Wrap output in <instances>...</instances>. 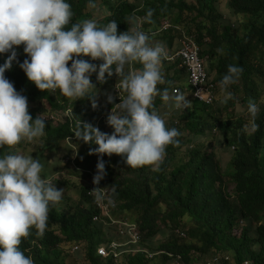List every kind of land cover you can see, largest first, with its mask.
I'll return each mask as SVG.
<instances>
[{
    "label": "trees",
    "instance_id": "obj_1",
    "mask_svg": "<svg viewBox=\"0 0 264 264\" xmlns=\"http://www.w3.org/2000/svg\"><path fill=\"white\" fill-rule=\"evenodd\" d=\"M11 1L12 11L3 7L4 4L0 6V36L3 34L0 102L13 112L5 127L0 124V264H62L59 256H73L72 246L82 242L86 244L84 264H165L168 260L165 254L148 259L146 253L141 252L123 253L118 260L101 258L95 252L101 239L89 226L91 212L78 204L73 211L62 210L49 202L41 187L32 185L30 189L22 186V179L18 180L20 186L3 177L5 160L13 155V148L23 145L22 136L30 132L42 135L43 146L50 149L76 136L78 157L74 165L80 169L91 168V165L100 167L102 182L113 190L118 208L130 210L138 217L140 229L146 232L147 238L157 233L158 220L168 231L178 230L184 234L180 237L170 233L157 247L146 246L149 252L157 249L173 257L179 256L183 264H194L207 255L228 257V261L222 260L219 264H264L263 110L249 131L242 128L240 120L233 125L211 117L217 126L208 125L205 121H196L192 107L197 104L202 112L209 107L187 97V110L182 112L184 109L179 106L170 122L169 129L174 133L172 144L178 141L184 144L191 136L203 135L206 128L215 127L224 147L233 148L232 171L230 174L219 171L211 154L198 157L195 150L191 151L189 162L173 165L175 158L169 151L154 168L153 160L136 161L130 150L112 146L111 135L103 132L102 125L95 135L91 130L92 120L97 112L104 116L105 112L94 108L92 91L84 96L83 92L77 94L75 90L79 83L86 90V75L93 77L96 69L108 65L109 69L117 70L121 58L133 46H141L154 38L153 31L174 9L177 17L171 22L173 27L156 39L171 49L183 34L194 38L201 49L200 57L205 58L209 79L227 94L224 100H219L223 109L232 108L237 102L243 109L257 104L264 108V0H224L234 15L242 16L245 25L241 31L220 20L216 8L219 0H195L191 5L183 0H141L139 6L127 0ZM95 3L108 15L85 27L79 21ZM37 4L45 11L41 17L34 16ZM183 11L195 14L188 21L190 27H180ZM135 13L144 18L139 32L129 31V17ZM25 30L26 36L23 35ZM63 55L70 59L71 69L68 76H64L59 68L57 80L50 75V58ZM136 64L138 86L146 81L145 90L140 93L137 86L135 90L122 89V94L125 105L134 102V98L142 101L139 104L145 120L151 110L159 114L173 87L183 93L185 73L175 62ZM124 67L123 77L108 80L114 83L127 80L126 61ZM158 68L172 71L173 75L164 76L162 82L156 80L160 73ZM52 83L56 87L53 93L49 90ZM88 99L92 100L91 108L88 105L84 110ZM21 102L28 105L22 106ZM115 102L112 98L107 108ZM56 111L68 114L64 123L55 126L52 116ZM175 115H178L177 121ZM130 121H124L123 127L132 137ZM142 125L138 123L139 127ZM139 142L136 137L131 143L133 148L138 147ZM223 176L233 185L227 195L224 190H218L224 186ZM86 178L91 177L85 174L82 179ZM73 184L82 189L77 183ZM163 206L161 212L159 209ZM233 232H238V236Z\"/></svg>",
    "mask_w": 264,
    "mask_h": 264
},
{
    "label": "rangeland",
    "instance_id": "obj_2",
    "mask_svg": "<svg viewBox=\"0 0 264 264\" xmlns=\"http://www.w3.org/2000/svg\"><path fill=\"white\" fill-rule=\"evenodd\" d=\"M127 1L135 6H139L141 4V0ZM173 1L176 2L177 0ZM183 2L187 5L195 4V0H183ZM2 4H4L3 7L9 10L13 6L11 0H0V6ZM216 8L217 13L221 16L220 20L224 22V24H229L233 29H238L240 31L242 30L245 25L244 20H242V16L234 15L227 8V4L224 0H219L216 3ZM170 13L171 15L169 16V20L171 23L172 20L177 17V14L176 10L174 9L171 10ZM44 14V9H40V4H37L34 9V16L41 17ZM107 15L108 12L105 11L100 4L95 3L92 7H90V10L88 11L87 15L84 17L80 24L90 25L97 20L107 17ZM194 15V13H188L187 11H183L180 16V27H190L188 21ZM133 20L134 22L136 21V19ZM175 26H177V24H175ZM26 34L27 32L25 31L24 35L26 36ZM2 39L3 34L0 36V41ZM153 40L156 42L157 39ZM178 40L179 38L175 40L176 44ZM149 43L154 44L153 41ZM124 61H126L125 55L121 58V65L118 66L117 70H111L108 68V65H105L103 69L94 70L93 77L91 75H86V77L88 78V83L85 87L86 90H84L83 85L81 87V84H78L77 91H81L80 93L83 92L84 96H87L89 91H92L94 108L100 111L105 110L107 112V105L111 101V98L114 97V85L116 84L108 79L111 78V80H116L117 78H121L124 76ZM62 64L63 62L61 63V65ZM58 69V66L50 69V74L52 77H58ZM158 70L160 71V73L155 78L156 80H160L161 82L164 80V76L173 75L172 71H166L165 68H158ZM145 84L146 81L142 82L138 86L140 93L144 92ZM218 93L219 94L217 95L216 102L208 109H204V112H202L201 108L199 109L197 104L194 106V108L192 107L195 112L196 121H205V123L208 125H216V122L212 123L211 117H217V119H221L224 122L229 121L233 125H237L236 123H234V121L237 122L238 120H240L242 122V128L249 131L248 129L251 127V125L255 124L254 121L260 118L261 111H264V108L259 106V104L252 106L251 109H243V105L239 104L238 102L232 108L229 107L227 109H223L219 100H224L227 97V94L224 93V91L220 87H218ZM168 99H170L169 104L164 107L167 109H162L163 113L161 114V117H163L164 121L166 122L167 119H172V117L174 116L173 113L177 110L179 105L184 109L186 108L185 110H187V106H182V104L184 103L182 102L180 96L169 95ZM91 101V99H88L84 104L86 106L89 105V107L91 108ZM133 101L134 102H131L129 105H127V111L125 113H129V115L131 116L138 113L142 115V107L139 104L142 103V101L137 98H134ZM20 105L27 106L28 104L21 102ZM185 110L182 112H185ZM11 115H13L12 110L5 103L0 102V124L3 127H5V123L9 120ZM141 115H138L136 117H139ZM177 118L178 115H175L174 119L176 121ZM54 119L55 121L64 120L65 114L61 113L60 111L56 112V114L54 115ZM167 129L169 133L166 135V137H163V141L161 142L159 148H161V151H163L164 153H168L169 151L172 152V155L175 158L172 161V165L176 163L183 164L189 162L191 151L195 150L198 154V157H201L205 154H211L212 160L214 159L213 161L215 165H217L219 171L229 174L231 173V159L233 156V150L230 148L226 149L224 147L219 131L215 127H213L212 129L206 128V130H204L203 135L191 136L189 141H186L184 144L182 143V141H178L175 145L171 142L174 133L172 132V130L169 129L168 124L166 130ZM22 137L23 145L20 148H13V155L5 160L3 177L10 179L12 182H17L18 184V180L22 179V186H28L30 189H32V185L33 187H41L45 195L48 197L49 202H54L56 207L60 209L62 208V210L67 209L69 211H73L79 199L78 197L74 196L75 191H77L78 189L75 184H71L69 182L68 178L73 175L75 177V180L77 181L79 173H75L70 170L67 166H63V163H65V161L67 160L66 156H68V158L74 156V148L71 146V148L69 149L67 143L63 144V142H61L56 149H50L48 147L45 148L43 146L44 139L42 138V135H37L31 132ZM70 144L72 145V143ZM80 147L81 146L79 144V148ZM83 150L84 148L82 149V151ZM58 171L61 172L56 174V177L59 181H56V183L50 187H45L44 184H46L49 177ZM222 179L224 183L223 190L227 195L229 192H231L233 185L228 181V177L223 176ZM84 182L85 181H83L82 183ZM47 191H49L48 194ZM160 211H164V206ZM156 229L157 231H159L158 234L151 238V240L147 242V245L150 244L154 247H157L159 244L164 243L167 240V237H169L167 226L160 223L157 225ZM100 233L101 232L97 230V234ZM233 234H236L238 236V232H233ZM207 256L203 257L200 261L196 262L195 264H199L209 258ZM59 260L62 264H75V261L77 264H84L81 261H77L76 256H70L67 258H62L59 256Z\"/></svg>",
    "mask_w": 264,
    "mask_h": 264
},
{
    "label": "clouds",
    "instance_id": "obj_3",
    "mask_svg": "<svg viewBox=\"0 0 264 264\" xmlns=\"http://www.w3.org/2000/svg\"><path fill=\"white\" fill-rule=\"evenodd\" d=\"M50 10L52 12H56L55 9H50ZM58 13L60 15H62L61 10H58ZM53 14H55V13H53ZM164 18L165 19H162L161 22L163 20H167L170 23V20L168 17H164ZM133 19H136V21L134 22ZM161 22H160V24H161ZM79 23H81V21H79ZM143 23H144L143 17L137 15L136 13L130 15V17H129L130 30L129 31L139 32ZM82 25H84V24H82ZM84 26L87 27L90 25H84ZM171 27H173V26L170 23L169 28H171ZM157 30L153 31V34L155 35V37H158L163 33V32L158 33ZM23 35H24V33H23ZM26 35H28V33ZM183 35H185V34H183ZM150 40H151V38L148 41H150ZM148 41H146V42H148ZM146 42H144V44L141 46H133L132 48L143 47L145 45H154V46H160L164 49H168L164 46L163 42L162 43L153 42L154 44H151L149 42L146 43ZM177 43H178V41H177ZM177 45L178 44L175 43L174 47H172V48H176ZM132 48L125 54L126 62L128 64V70H129L128 79L125 81H120L114 85L115 91L113 92L114 97H112V98H114L116 100L115 104L111 108H107L108 109L107 112L104 110L105 116L101 112L97 113L94 116V118L92 120V129L91 130L96 135L98 132L101 131L100 127L102 125L103 132L104 133L108 132L111 135L110 144L112 146H121L127 150H130L129 153H130L131 157L136 161L137 160L142 161V160H146V159H151V161L153 160L152 162H154V168H155L158 165L157 163L163 161L168 155L167 153H164L163 151H161V148H159V147H160L161 142L163 141V137H166V135L169 133L168 129L166 130V127H167V124H168V126H170L171 119H167V122H166V121H164L163 117H161V114H162L161 111L158 114L156 112H152V110H151V113L148 114L144 120L143 116H142L143 115V108H142V115L140 113H138V114L131 116V115H129V113H125L127 111V105H125V98L122 94V89L132 88L135 90L137 88L139 74H138V71H136L134 67L137 65L136 63L141 64L140 62H138L135 59H133L130 62L129 52L132 50ZM61 59H63V60H61ZM62 62H63V64L61 65ZM161 62L166 64V65L170 64V63H165V62L161 61V59H158L154 63L160 64ZM154 63H152V64H154ZM56 66H58L59 68L62 69V74L64 76H68V72L71 69L70 59L65 57L64 55L59 56L57 58H50L51 69L56 67ZM143 66H145V65H143ZM58 72H59V69H58ZM55 78L58 80V77H55ZM79 84H81V83H79ZM80 86L82 87V84ZM216 87H217L216 92L218 93V86H216ZM49 90L52 93L56 90V87L54 86L53 83L49 85ZM75 90L77 91V86H76ZM80 92L81 91H77V94H80ZM217 93H216V95H217ZM183 94H184V96L186 95L184 92V89H183V93L181 92V94L178 96L181 97L182 102L184 103L185 106H187L186 105L187 97H190V95L188 94L187 97H183ZM170 95H172V94H170ZM216 95H215V99H216ZM173 96H175V95H173ZM215 99H214V103L216 102ZM196 103H198V102H196ZM212 105L207 106V107H211ZM86 108H87V106L84 104L83 109L85 110ZM181 108L184 109L183 107H181ZM56 112H59V111H56ZM56 112H55V114H56ZM60 112L65 114V119L61 120V121H55V119H54L55 114H54L52 116V120H53V124L55 126L57 124L64 123L67 119L68 112L67 111H60ZM88 113H86V114H88ZM138 115H141V116L136 117ZM124 121H130L131 129L134 131V133L132 134V137H129L128 130L125 127H123ZM139 122H142V124H143L142 127L138 126ZM136 137L140 139L139 146L133 148L131 143L133 141H135ZM75 139H76V136H73V137L67 138L63 141V144L67 143L69 149L72 146L75 150L74 156L69 157V158H68V156H66L67 160L65 161V163H63V166H67L70 170H72L75 173H79V176H81V178L77 177V181L75 180V177L73 175L70 176L68 178V180L71 184H73L75 182V183H77L78 186L82 187V189L77 188L78 190L75 191V193H74V196L79 198L75 207L78 204L82 209L91 212L90 225L89 226L91 229L93 228L95 230L96 234H97V230H99L101 232L100 234H97V236L100 237L101 241L95 247L96 254L98 256H100L101 258L110 257L113 260H118V258L121 254L129 253V252H131V253H134V252L146 253L148 259H152L154 257H159V256L165 254L168 257V260H166L165 264H183L181 261V258L179 256L173 257V255H171L170 253H165V252L159 251L157 249L149 252V250L146 249L147 248L146 246L149 245V244L147 245V242H149L151 240V238H153L156 234H158L159 231H157V233L153 237L147 238L145 236L146 232L141 231V229H140V223L138 221V217L136 215L130 213V210L123 209L121 211L118 208V201L115 199V196L113 194V190L106 187L105 184H103V182H102V173L100 171V167L95 168L93 165H91V168L80 169L74 165V164H76V159L78 157V148H76L75 143H74ZM70 143H72V145ZM103 149H104V147H103ZM230 149L233 150L232 147ZM58 173H61V172L58 171L55 174H52L49 177L46 184H44V186L50 187V186L54 185L56 183V181H59L56 177V174H58ZM85 174L89 175L91 178L90 179L86 178L87 180L82 179V177H84ZM83 181H85V182L82 183ZM218 190H223V186L218 187ZM48 193H49V191H47V194ZM82 193H83V195H82ZM81 199H82V201H81ZM157 209H159V208L157 207ZM159 210H161V209H159ZM160 223H161L160 221L156 222L157 225ZM157 225H156V228H157ZM168 232H169V237H170V233L171 234L175 233L176 235H178L180 237H184V234L178 230L168 231ZM169 237H167V239ZM67 244L68 243H65V246H68ZM112 244H115L116 246L113 248ZM101 249L106 251L105 256L99 254V250H101ZM70 252L73 256H76L77 261L82 262L83 257L86 254L85 242L74 244L72 246ZM207 257H209V258H207L206 260H204L203 262H201L199 264H219L222 260L228 261V257H226V256L225 257L207 256ZM157 260H158V258H157Z\"/></svg>",
    "mask_w": 264,
    "mask_h": 264
},
{
    "label": "built area",
    "instance_id": "obj_4",
    "mask_svg": "<svg viewBox=\"0 0 264 264\" xmlns=\"http://www.w3.org/2000/svg\"><path fill=\"white\" fill-rule=\"evenodd\" d=\"M169 27L170 23L167 20H163L157 32H164ZM177 44L176 48L169 50L154 45L134 47L129 52V60L131 62L135 59L143 65L152 64L158 59H161V61L165 63L175 62L178 69L185 73V94L187 92L194 101L204 106L212 105L214 103L217 87L207 75L204 66L205 58L200 57V47L196 44L192 36L185 35H182ZM181 92L180 88L173 87L171 94L180 95ZM115 246V244H112L113 248ZM99 254L105 256L106 251L101 249L99 250Z\"/></svg>",
    "mask_w": 264,
    "mask_h": 264
},
{
    "label": "crops",
    "instance_id": "obj_5",
    "mask_svg": "<svg viewBox=\"0 0 264 264\" xmlns=\"http://www.w3.org/2000/svg\"><path fill=\"white\" fill-rule=\"evenodd\" d=\"M156 38H158V37H154V38H152L150 41H148V42H151V41H153V42H155L153 39H156ZM148 42H146V43H148ZM156 42H158V43H160L158 40H156ZM155 42V43H156ZM179 77H180V79H181V76L179 75ZM187 92H186V95L184 96V97H187ZM181 98V97H180ZM169 100L170 99H168L166 102H165V104L163 105V106H161V108H160V111L163 113V111H162V109H167V108H164L166 105H168L169 104Z\"/></svg>",
    "mask_w": 264,
    "mask_h": 264
}]
</instances>
